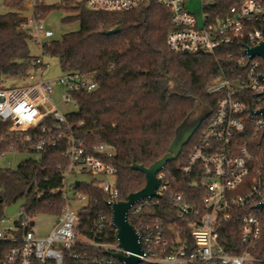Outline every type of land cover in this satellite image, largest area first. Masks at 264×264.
I'll return each mask as SVG.
<instances>
[{
    "label": "built area",
    "instance_id": "obj_1",
    "mask_svg": "<svg viewBox=\"0 0 264 264\" xmlns=\"http://www.w3.org/2000/svg\"><path fill=\"white\" fill-rule=\"evenodd\" d=\"M21 1L33 6V17H25L22 27L40 53L33 60L26 84L0 88V121L8 123L0 132V144L6 147L0 150V160L11 152L39 156L65 140L69 163L63 179V206L46 235L35 232L40 214L28 212L23 205L14 214H7L5 208V215L0 216V243L9 246L2 264H64L66 254L77 244L102 249L106 256L96 257V264H113L118 259L110 252H128L118 247V239L116 244L98 240L107 237L102 235L107 225L103 213L88 229L92 236L82 232L80 217L91 212L92 200L73 185L81 181L79 175H88L92 187L106 194L108 202L121 200L114 163L116 147L105 142L89 146L76 130L81 122H72L70 114L53 101L59 86L64 89V102H74L79 108L74 94L92 92L98 83L93 75L81 72L44 78V46L54 39L55 32L37 13L44 0ZM82 1L90 9L128 11L153 0ZM156 1L171 12L173 29L167 44L172 52L226 51L227 59L235 64L231 70L222 68L209 87V92L220 95L216 109L208 116L188 160L178 167L192 179L195 189L189 194H171L170 207L177 220L166 223L150 210L161 205L160 199L171 187L163 170L157 175L161 197L137 200L128 211L143 248L138 264H264L260 255L264 254V119L251 112L264 106V60L247 53L264 39V0H241L224 17L213 16L208 9L216 0H203V25L187 9V0ZM83 200L88 205L75 210L74 204Z\"/></svg>",
    "mask_w": 264,
    "mask_h": 264
},
{
    "label": "trees",
    "instance_id": "obj_2",
    "mask_svg": "<svg viewBox=\"0 0 264 264\" xmlns=\"http://www.w3.org/2000/svg\"><path fill=\"white\" fill-rule=\"evenodd\" d=\"M240 1L216 0L208 9L213 16L224 17ZM4 3L17 7L23 2L4 0ZM37 9L42 16L66 9L68 16L63 22L80 25L78 30L46 44L44 53L57 57L63 72L91 74L97 81L96 90L74 94L79 108L70 113L69 118L75 124L81 122L76 130L89 146L105 142L116 147L114 163L120 199L127 200L129 194L141 190L147 182L145 174L133 170L132 165L148 167L162 158L177 129L191 112H208L210 117L220 95L209 92V87L222 68L231 70L235 63L227 59L226 51L216 54L172 52L167 44L168 34L173 29L171 12L156 0L128 11L90 9L85 1L75 0H62V4L52 6L40 4ZM24 21L26 18L16 11L0 14V88L5 76L27 78L32 71L36 55L31 52L30 35L22 27ZM116 27H120L119 32H104ZM207 121L208 118L196 130L178 159L168 162L163 169L171 179V187L160 199L161 205L150 210L166 223L177 220L170 207L171 194H189L195 189L192 179L178 167L188 160ZM7 125L0 121V132ZM66 146V141L60 140L57 146L39 156L25 159L16 169L0 166V216L5 215L7 206L24 196L27 200L23 207L30 213L57 215L60 212L64 172L69 163ZM4 148L0 144V150ZM92 182V179L81 180L73 185L76 191L87 193L92 200L91 212L80 217L82 232L92 236L88 229L94 218L103 213L107 225L102 235L107 237L98 240L116 244V231L110 223L109 198L92 187ZM132 224L136 225L133 221ZM228 242L225 244L231 250ZM8 246L0 243V264ZM98 256H106L101 248L77 244L66 254L64 264H96ZM113 264L123 263L115 260Z\"/></svg>",
    "mask_w": 264,
    "mask_h": 264
},
{
    "label": "water",
    "instance_id": "obj_3",
    "mask_svg": "<svg viewBox=\"0 0 264 264\" xmlns=\"http://www.w3.org/2000/svg\"><path fill=\"white\" fill-rule=\"evenodd\" d=\"M120 31V27L104 31L107 34L116 33ZM247 53L251 58L260 57L264 60V39L256 46L249 47ZM264 82V75H262ZM264 95V90H263ZM252 113L261 115L264 119V106L256 111L251 110ZM7 113L3 115L6 116ZM195 111L191 112L184 120L183 124L177 129L176 135L169 147L168 152L160 159L156 160L153 164L146 167L143 164L134 163L133 170L141 171L146 176V185L144 188L137 192L129 194L127 200H119L116 202L110 201L108 205L111 207L112 224L116 231L118 239V247L128 254L123 252H110V254L121 261L123 264H138L143 254V248L140 242V234L135 226L128 220V211L130 207L137 201L144 198L161 197L157 192L160 181L158 173L163 170L168 162L178 159L183 151L184 146L190 141L196 130L208 118L209 113L204 112L197 116L191 125H186L192 119ZM80 182H77L79 184ZM27 200V196L18 200L14 204L7 206L6 213L14 214Z\"/></svg>",
    "mask_w": 264,
    "mask_h": 264
},
{
    "label": "rangeland",
    "instance_id": "obj_4",
    "mask_svg": "<svg viewBox=\"0 0 264 264\" xmlns=\"http://www.w3.org/2000/svg\"><path fill=\"white\" fill-rule=\"evenodd\" d=\"M76 2H81L82 0H75ZM45 5L52 6V5H60L62 4V0H44ZM4 0H0V14L6 13L8 11H16L22 14L24 17L32 18L34 11L33 6L31 4H26L23 2L21 5L17 7H8L5 5ZM186 7L190 13H192L197 20L199 21L200 25H203V0H187ZM68 16V12L66 9H57L50 12L48 15L45 16L43 14V18L47 27L54 30L55 35L54 39H61L62 36L66 33L76 31L80 28L79 23L74 24H65L63 19ZM31 52L34 55L40 53L39 48L31 42ZM44 78L53 80L57 77L61 76L63 73L59 59L55 56L51 55H44ZM27 83V78H13L10 76H5L3 78V82L1 84V88H15L22 86ZM64 89L62 87L56 86L53 95V101L60 110L65 114H70L72 112H76L78 110L77 107L74 106V102L65 103L63 100ZM202 112H195L192 119L197 118L198 114ZM204 113V112H203ZM36 156V154L27 153V152H17V153H7L1 160V165L10 166L12 169H16L21 162L25 159ZM78 179L81 180H90L91 177L88 175H79ZM89 200V199H87ZM78 201L74 204L75 210H80L81 208L88 205V201ZM56 221V216L51 214H40L37 217V223L35 227L36 235L44 236L46 235L54 226ZM209 264H216V263H209Z\"/></svg>",
    "mask_w": 264,
    "mask_h": 264
},
{
    "label": "flooded vegetation",
    "instance_id": "obj_5",
    "mask_svg": "<svg viewBox=\"0 0 264 264\" xmlns=\"http://www.w3.org/2000/svg\"><path fill=\"white\" fill-rule=\"evenodd\" d=\"M196 117H197V116H196ZM195 119H196V118L189 120V122L187 123V125H191V124L195 121Z\"/></svg>",
    "mask_w": 264,
    "mask_h": 264
}]
</instances>
